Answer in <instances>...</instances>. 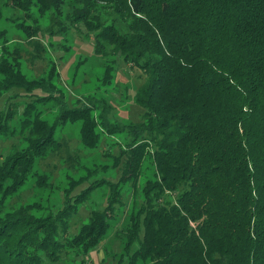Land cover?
Returning a JSON list of instances; mask_svg holds the SVG:
<instances>
[{
  "label": "trees",
  "instance_id": "1",
  "mask_svg": "<svg viewBox=\"0 0 264 264\" xmlns=\"http://www.w3.org/2000/svg\"><path fill=\"white\" fill-rule=\"evenodd\" d=\"M33 1L5 5L16 10ZM35 1L49 10L63 0ZM75 1L72 21L102 24L100 14L109 12L95 50L109 44L143 72L136 100L145 112L125 129L132 139L115 161L116 169L122 164L120 180L103 179L112 190L107 206L77 228L72 219L98 182L79 191L72 186L62 193V207L42 216L34 206L6 208L9 191L36 161L63 146L56 126L36 111L46 96L36 95L25 102L13 136L29 138L28 147L4 155L17 112L0 110V264H55L63 253L92 252L109 228L120 186L137 184L147 159L156 179L144 186L126 236L127 249L138 247L123 264H264V0ZM4 77L0 99L7 87L30 92L24 77ZM52 92L57 125L81 122L83 141L93 147L92 99L70 106L63 93ZM110 109L102 116L106 129Z\"/></svg>",
  "mask_w": 264,
  "mask_h": 264
},
{
  "label": "rangeland",
  "instance_id": "2",
  "mask_svg": "<svg viewBox=\"0 0 264 264\" xmlns=\"http://www.w3.org/2000/svg\"><path fill=\"white\" fill-rule=\"evenodd\" d=\"M5 2L8 0H0V83L5 81L6 73L13 77L22 76L31 90L25 92L15 86L3 89L0 110L4 107L15 110L17 118L9 122L10 131L3 138L8 140L2 144V153L6 155L28 147L29 138L23 140L20 136L17 140L18 137L13 136L21 130L25 102L36 95L46 96L42 100L44 102L36 105V111L40 119L56 126L55 138L63 146L48 158L36 161L31 173L22 180L23 184L13 192V188L9 191L5 205L12 209L34 206L38 217L60 209L62 193L67 191L68 196L72 186L78 184L74 191H79L98 182L80 204L79 214L72 219L79 228L89 222L92 211L104 210L107 206L112 190L103 179L117 183L121 178L122 164L116 169L115 161L121 148H125L132 139L125 129L138 124L145 112L136 98L146 78L138 67L117 57L113 46L104 44V49L95 50L97 28L102 29L111 21L107 10L106 14H100L102 24L94 20L86 24L72 21L75 10L80 7L75 0H63L59 6L49 10L35 0L20 4L16 10ZM53 88L64 94L70 106L92 99L95 107L91 117L97 135V139H93V147L83 141L81 122L57 125L60 113L52 99L57 93L52 92ZM108 109L112 113L106 129L102 116ZM89 141H92L91 137ZM121 160L123 162V158ZM155 179L154 165L147 159L137 184L128 182L120 186V195L116 196L118 202L109 212V228L101 243L90 253H63L55 264H123L128 260L138 246L132 245L127 249L126 236L144 200V186ZM138 264L153 263L139 261Z\"/></svg>",
  "mask_w": 264,
  "mask_h": 264
}]
</instances>
